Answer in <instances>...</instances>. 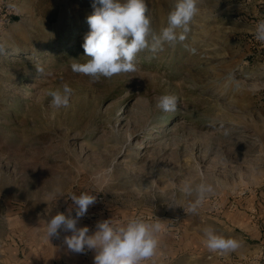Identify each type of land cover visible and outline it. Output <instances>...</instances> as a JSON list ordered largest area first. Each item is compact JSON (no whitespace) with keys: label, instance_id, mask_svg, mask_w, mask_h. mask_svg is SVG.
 <instances>
[{"label":"rangeland","instance_id":"1","mask_svg":"<svg viewBox=\"0 0 264 264\" xmlns=\"http://www.w3.org/2000/svg\"><path fill=\"white\" fill-rule=\"evenodd\" d=\"M175 3L146 0L156 35ZM197 7L175 42L137 54L136 71L93 82L71 69L89 59L92 0H0V264H93L69 251L70 232L47 235L82 192L96 201L77 227L159 222L156 252L204 253L208 226L240 234L239 200L264 192V0ZM64 84L69 106L56 108L49 92ZM164 95L175 110L157 107ZM200 183L215 191L193 212L183 189Z\"/></svg>","mask_w":264,"mask_h":264},{"label":"clouds","instance_id":"2","mask_svg":"<svg viewBox=\"0 0 264 264\" xmlns=\"http://www.w3.org/2000/svg\"><path fill=\"white\" fill-rule=\"evenodd\" d=\"M198 0H176L173 10L167 18V26L156 35L151 28L147 15L146 0H92L93 13L87 17L90 27L82 45L84 55L89 59L84 63L75 62L71 69L98 81L101 77L112 78L114 75L136 71L135 59L146 48L156 51L162 45L175 42L177 29L187 31V25L198 13ZM255 38L264 42V21L256 30ZM179 39H183L181 35ZM151 42V43H150ZM75 61V60H74ZM43 71V69H37ZM72 89L64 84L62 91H50L52 105L56 108L68 107ZM177 98L171 95L161 96L157 107L164 111L176 108ZM188 196H195L191 205L195 212L207 196L214 194L211 184L200 183L186 185L183 189ZM75 206V217L58 213L47 223L48 237H59L61 230L70 232L64 237V244L69 251L83 253L85 248L95 251L94 264H141L151 258L158 246L159 222L148 223L142 218H133L124 225H113L111 219L98 222L96 231L89 235L88 227L78 228L77 223L84 217L96 196L82 192L70 197ZM206 247L211 252L227 254L235 252L242 242L217 234L211 226L204 228Z\"/></svg>","mask_w":264,"mask_h":264},{"label":"crops","instance_id":"3","mask_svg":"<svg viewBox=\"0 0 264 264\" xmlns=\"http://www.w3.org/2000/svg\"><path fill=\"white\" fill-rule=\"evenodd\" d=\"M251 197L242 198L239 200L238 207L241 210L243 216H247L245 220H240L237 224L243 228L239 235L235 236L242 242V246L235 252H230L217 257L209 249L204 253L195 252H177V254L171 255L167 251L163 250L165 244L159 245V250L151 258L145 259L141 264H226V258L233 254L246 255L248 257H257L264 254V229L261 224H264V192L256 193L254 202H251ZM236 211V210H235ZM231 224L230 222H228ZM96 224L90 225L89 235L96 231ZM124 225V224H123ZM80 226L78 228H83ZM178 244V241L176 242ZM95 256L94 250L85 248L80 256L83 260H87L90 256ZM94 264V260H93Z\"/></svg>","mask_w":264,"mask_h":264},{"label":"built area","instance_id":"4","mask_svg":"<svg viewBox=\"0 0 264 264\" xmlns=\"http://www.w3.org/2000/svg\"><path fill=\"white\" fill-rule=\"evenodd\" d=\"M264 229V224H261ZM226 264H264V254L257 257H248L246 255L231 256L226 258Z\"/></svg>","mask_w":264,"mask_h":264}]
</instances>
